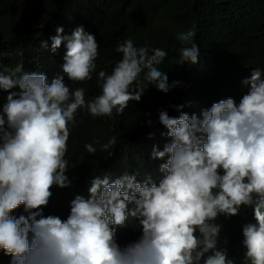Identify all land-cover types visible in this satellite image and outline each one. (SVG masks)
Listing matches in <instances>:
<instances>
[{"label":"clouds","instance_id":"9594fccd","mask_svg":"<svg viewBox=\"0 0 264 264\" xmlns=\"http://www.w3.org/2000/svg\"><path fill=\"white\" fill-rule=\"evenodd\" d=\"M56 32L51 50L66 42L63 72L72 81L91 80L99 55L95 36L82 26L70 36L60 35L62 27ZM193 36L190 31L177 37L185 46L176 63L198 62ZM115 50L122 58L110 74L98 72L101 94L87 101L85 89H70L62 76L49 83L45 74L23 71L22 66L8 74L0 71V88H19L9 92L0 114V249L12 257L11 264H235L227 249L219 246L222 226L216 221L220 215H238L243 206L252 207L255 223L242 227V264H264L260 69L242 81L250 87L239 104L229 97L202 109L199 116L181 111L171 117L159 110V122L171 137L163 150L154 145L151 152L153 158L167 156L159 165L165 173L159 184L151 177L138 182L135 174L128 173L111 181L108 175L95 176L88 197L75 195L71 201L66 220L42 216L51 187L70 184L65 155L79 110L112 118L114 110L122 114L129 101H139L149 84L167 93L181 83L169 84L157 67L167 55L161 48L137 47L128 38ZM174 107L180 111L183 105ZM94 144L99 140L85 144L88 153L97 151ZM116 144L117 137L112 136L101 149L111 155ZM21 204L28 215H11ZM128 224L139 227L141 235L121 247L114 226Z\"/></svg>","mask_w":264,"mask_h":264},{"label":"trees","instance_id":"16d2710c","mask_svg":"<svg viewBox=\"0 0 264 264\" xmlns=\"http://www.w3.org/2000/svg\"><path fill=\"white\" fill-rule=\"evenodd\" d=\"M80 26L95 36L99 55L91 80L72 81L62 68L66 42L53 52L51 37L57 35V27L63 28L60 35L70 36ZM190 31L199 47V60L178 64L179 49L185 45L177 37ZM128 38L134 46L164 50L167 55L157 67L166 73L169 84L174 80L181 83L167 93L149 84L139 101H129L122 114L114 110L112 118L93 117L86 109L79 110L65 155L70 184L51 187L47 205L41 206L42 216L66 220L71 201L75 195L88 197L95 176L108 175L111 181L128 173L135 174L138 182L151 177L159 184L165 175L159 165L167 156L153 158L151 152L154 145L163 150L171 142L168 129L159 122V110H166L171 117H178L181 111L199 116L202 109L229 97L239 104L250 87L242 81L253 69H260L264 78V0H0V71L8 74L22 66L23 71L45 74L49 83L62 76L70 89H85L86 101L101 94L97 74L101 70L112 72L122 58L116 46ZM42 42L47 46L42 47ZM140 80H144L143 72ZM9 92H19V88H0V114ZM175 105L183 107L177 111ZM112 136L117 137V144L109 155L101 145ZM96 140L97 151L88 153L85 144ZM11 215L28 213L21 204ZM216 222L222 226L219 246L227 249L235 264H242V227L255 223L252 207L242 206L235 216L220 215ZM114 227L121 247L141 235L140 228L132 224ZM11 261L12 257L0 249V264Z\"/></svg>","mask_w":264,"mask_h":264}]
</instances>
